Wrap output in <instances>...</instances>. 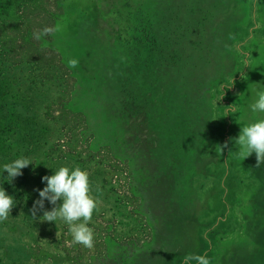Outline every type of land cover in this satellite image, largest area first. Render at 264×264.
Segmentation results:
<instances>
[{
  "label": "rangeland",
  "instance_id": "obj_1",
  "mask_svg": "<svg viewBox=\"0 0 264 264\" xmlns=\"http://www.w3.org/2000/svg\"><path fill=\"white\" fill-rule=\"evenodd\" d=\"M129 15L137 34L127 31ZM9 18L0 22V70L10 74L7 101L24 116L0 135V183L19 190V176L9 182L3 165L19 158L20 141L33 148L26 168L38 169L35 189L61 166L80 167L99 202L88 225L98 250L68 235L29 264H79L95 254L113 264H184L186 254L264 264V164L256 167L255 153L243 160L235 143L243 126L264 119L251 110L264 90V0H24ZM114 20L123 22V40L148 47L140 64L131 63L138 40L108 69L117 91L126 85L146 104L128 131L92 76L81 78L104 68L92 38L104 49ZM46 26L54 34L34 39ZM69 59L85 71L69 68ZM21 222L19 204L0 222V264H19V241L33 242L26 230L19 236Z\"/></svg>",
  "mask_w": 264,
  "mask_h": 264
},
{
  "label": "trees",
  "instance_id": "obj_2",
  "mask_svg": "<svg viewBox=\"0 0 264 264\" xmlns=\"http://www.w3.org/2000/svg\"><path fill=\"white\" fill-rule=\"evenodd\" d=\"M23 3L24 0H0V22L1 21H9V16L13 12V9L15 6L19 5V3ZM127 19L130 21L131 26H128V32L131 33L132 29L135 30L136 34L139 33L140 27L136 26L134 22H132V15L127 16ZM8 20V21H7ZM117 21V22H116ZM123 22H118V20L113 21V28L111 32V39H109V42L106 41L104 43V49L101 45L98 47L96 46L95 38H92L93 43L95 44V48H97V55L99 56L96 58L98 63H101L104 67L101 71L95 70L94 73H92L90 70L87 71V73L84 74L83 71H85L84 66H78L77 69L80 71L82 70L83 76L81 75V78L84 79L85 77L90 78L93 80L96 85L95 89H97L95 92L98 94L99 97H102V101L108 102L107 99L112 100L110 103H108V107H110L114 113L111 114L114 116L117 115L119 118H121L122 123L125 124V129L128 131V124L130 122H134V117L137 112L140 113L143 110V107H145V101L140 99L141 97L137 93V91L130 89L127 90L126 85L124 86V89L116 90L114 85V78L110 72L112 67H110V63L112 60V65L115 60L122 61V57H120L118 54L121 51L128 50L130 51L132 46L136 48V44L138 43V40H140L137 37L130 38L129 40H123L121 35H118V29L122 27ZM146 29L143 28V32H145ZM118 40L120 47L117 46L116 41ZM142 42L143 47L139 48L136 53H139L138 55L133 56L132 64H135L138 62L139 64L143 62L147 56L148 53V47L146 46V43ZM110 46V48H109ZM107 47V48H106ZM95 48H93L95 50ZM96 53V52H95ZM107 53L109 54L110 58L107 56ZM87 57L84 59V61H87ZM79 64L81 63V60L78 59ZM83 62V60H82ZM110 67V68H108ZM79 72V73H82ZM8 77L9 72L6 74L4 71L0 70V135H4V130L13 131V124L18 120L23 118L24 111L21 106H19L18 111V105L14 102L7 101L6 97L9 95V90H7L3 84L4 81L6 82V77ZM91 75V76H90ZM80 77V76H79ZM145 109V108H144ZM139 113V115H140ZM145 115V110L142 113V117ZM127 122H125V121ZM146 121L142 123V125H145ZM31 132L34 131V125L30 124ZM15 135V132H12V136ZM129 134H126V137H128ZM24 143L19 141V158L26 157L30 161H32L33 154L28 155V149L31 152L33 148H29L30 146L26 145L27 147L23 146ZM31 159H30V158ZM38 169L31 168V170H27V168L22 169V175L19 176V190L18 189H12L8 188L7 183H0V187H3L8 195H11L15 200V206L19 204V221L22 218V222L19 223V236L22 234L24 235L25 230L27 235H31L34 239L33 242H31L30 245H25L22 247V242L19 241V264H29L31 259H35L40 261L42 259V251H40L42 246H49L57 249V246L62 243V241L66 238V236L70 235L69 231L66 230L67 224L60 221L61 224H57L59 221L56 222H47V221H41L39 217L43 215V210L37 212V218L34 219L32 217L31 208L33 207L34 202L39 199V193L36 188V183H38L39 177L35 175V172H37ZM121 177L126 179V175L123 176L122 174L124 172H120ZM103 179L105 178V174L102 173ZM117 181H110L109 185L103 184V187H113V183H116L117 185L120 182V177H117ZM0 181L2 182V178L0 176ZM15 183L13 182L11 187H14ZM46 186V183L43 185V188ZM103 187L100 186L101 193L103 192ZM126 188V193L131 195V198L136 199V191L135 187L131 186L129 183H126L121 188ZM42 188V189H43ZM107 190V191H108ZM58 203H62V201H58ZM53 205H51L47 200L44 202V210H51ZM143 222H146L144 217H139ZM94 219V218H92ZM147 223V222H146ZM148 225V223H147ZM94 230V229H93ZM122 231V230H121ZM95 235V241H94V247L92 248V251L98 250L99 248V237L96 235V230L93 231ZM58 243V244H57ZM125 245H129L130 241L127 240L124 242ZM142 247V246H140ZM88 249V248H87ZM86 249V250H87ZM89 250V249H88ZM137 251V250H136ZM132 252L131 256L136 252ZM56 250L53 253V258H55ZM79 264H113L112 261H110L107 257L104 255H97L95 254L94 258L90 261H83L79 262ZM117 264V263H116Z\"/></svg>",
  "mask_w": 264,
  "mask_h": 264
},
{
  "label": "clouds",
  "instance_id": "obj_3",
  "mask_svg": "<svg viewBox=\"0 0 264 264\" xmlns=\"http://www.w3.org/2000/svg\"><path fill=\"white\" fill-rule=\"evenodd\" d=\"M56 31L53 27H44L42 30L34 31L33 37L40 40L43 36L53 35ZM69 68H77L79 61L69 59L67 61ZM258 99L251 105L253 112H264V90L257 92ZM235 143L239 145V155L243 160L253 153L256 155V167L264 164V119L247 124L240 129ZM221 152L228 148V142L220 146ZM229 152L231 150L229 149ZM32 162L21 157L10 163L3 165V172H7L9 182L22 175L21 170L26 168ZM46 182L43 189H37L39 199H37L31 208L32 217L37 218V212L43 210V215L39 217L41 221L56 222L62 221L68 225V231L72 237L71 244H80L85 248L94 247V232L88 225L92 220L94 211L98 209V200L92 194V186L89 174L80 167L70 169L67 166H61L54 171L51 176L42 177ZM96 191L100 188L97 185ZM47 200L53 207L51 210H44V202ZM62 201V203H58ZM15 200L8 195L3 187H0V222L8 219ZM210 264L206 255L186 254L184 264Z\"/></svg>",
  "mask_w": 264,
  "mask_h": 264
}]
</instances>
